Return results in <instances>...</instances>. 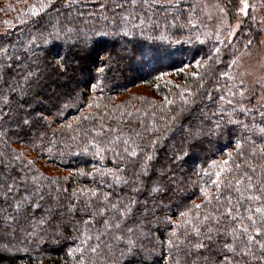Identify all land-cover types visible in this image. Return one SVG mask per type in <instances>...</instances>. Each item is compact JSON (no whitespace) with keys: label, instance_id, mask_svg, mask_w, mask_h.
I'll use <instances>...</instances> for the list:
<instances>
[{"label":"trees","instance_id":"trees-1","mask_svg":"<svg viewBox=\"0 0 264 264\" xmlns=\"http://www.w3.org/2000/svg\"><path fill=\"white\" fill-rule=\"evenodd\" d=\"M190 4L39 0L0 34V177L17 197L25 172L44 189L17 212L0 188V264H264V102L231 96L233 47L208 40Z\"/></svg>","mask_w":264,"mask_h":264},{"label":"rangeland","instance_id":"rangeland-1","mask_svg":"<svg viewBox=\"0 0 264 264\" xmlns=\"http://www.w3.org/2000/svg\"><path fill=\"white\" fill-rule=\"evenodd\" d=\"M34 1L39 0H0V9H3V13H0V34L8 32V29L12 28L17 21H22L21 11ZM233 1L236 4L231 7L228 0H190V16L194 21L201 23L208 35V40H218L216 45L223 42L224 45L233 47L232 53L235 58L230 64V75H227L231 82V92L233 91L231 96L236 97L244 108H248L254 101L264 102V0H248L252 7L247 18L237 7L240 0ZM222 9L227 11L226 17L223 16ZM222 19L225 23L221 22ZM226 25H231L234 35H229ZM252 27H255L256 34L259 27L263 38L256 39L255 34V40H251V45H248L249 40L244 47L235 45L236 36L240 33L250 35ZM204 44L207 43L204 41ZM196 65H198V59L195 61ZM195 70L198 71L196 68ZM186 71L192 72L190 69Z\"/></svg>","mask_w":264,"mask_h":264},{"label":"snow or ice","instance_id":"snow-or-ice-1","mask_svg":"<svg viewBox=\"0 0 264 264\" xmlns=\"http://www.w3.org/2000/svg\"><path fill=\"white\" fill-rule=\"evenodd\" d=\"M74 2V0H68V6L71 7V4ZM133 3H135V0H132ZM237 7L239 8V11L241 13H243L245 16H248L249 15V12L251 10V5L248 3V0H240L239 4L237 5ZM222 13H223V16L226 17L227 16V11L222 9L221 10ZM127 19V18H125ZM222 23H225V21L222 19L221 21ZM229 29V35H234V31L232 30V27L231 25H226ZM54 27V31L53 32H50L49 33V36L52 37V39H58L59 38V31L60 30H55V26ZM62 31H65V32H72L73 29H70V28H64V29H61ZM100 35H107V33H99ZM127 35V33H125ZM48 38L45 37V42H47ZM81 43L87 47L88 44H89V39L87 37H85ZM252 44V41L249 40L248 41V45H251ZM216 52L218 53L219 52V49H216ZM53 56L55 57L56 54L53 53ZM99 71L101 73H103L105 71V69L103 67L99 68ZM240 95H243V93H240ZM223 99V97L221 98ZM171 103V102H169ZM229 103H232L231 100H229ZM243 110V109H242ZM40 120H46V117H43L41 116L40 117ZM35 121H30L28 119H23L22 121H20V124L21 126H34L35 125ZM261 131H264V129H262ZM53 135H55V133H53ZM41 137H37V139H40ZM36 147H40L39 145H36ZM237 147H241V145H237ZM131 155L132 156H136L137 153L135 151H132L131 152ZM15 160L17 161H22L23 160V157L21 155H16L14 157ZM147 159L151 160L152 157L151 156H148ZM33 164L32 161H27V165L28 166H31ZM22 172H24V169L22 168L21 169ZM18 176H20V173H17ZM31 182V187H29V183ZM49 183H55L54 181H49ZM213 183L215 185H217V187H220L221 186V180H220V173H217V179L213 181ZM239 183V181H238ZM19 184L25 189L26 191V195L24 196H19L17 197L15 195V193L18 192V187H17V181L15 179H13V177L11 175H7L6 177H0V188H2V190L4 191V193L6 194V196H11L12 197V206L13 208L17 211V212H21V211H25V210H28L30 211L31 210V206H36V207H39L40 205L37 203V197H39V199H43L44 197V189H43V185H42V182L40 179H38L37 177L35 176H32V177H28L26 172L23 176H20V180H19ZM224 187H233V185H231V183L229 184H225L223 185ZM162 189L159 188V187H155L152 189V191L154 192H159L161 191ZM237 191H240L239 188L236 189ZM205 195L206 196H209V193L208 192H205ZM212 197L209 198L208 200V203L210 204L212 202ZM215 199L217 200V202L219 203V198L218 197H215ZM230 200V198H228ZM251 199H258V197H251ZM205 207L207 205H204ZM196 208H200L201 205H196L195 206ZM131 211V208L130 207H125V210H124V213L122 214V217L123 216H126L129 212ZM226 211V214L228 216H231L232 215V212H233V209L230 208V207H227L225 209ZM257 212H260L261 209L260 208H257L256 209ZM185 217H187V213H184L183 214ZM205 220L208 219L207 216L204 217ZM249 219H251V217H249ZM187 223H191V221H187ZM116 228H120V224H115L114 225ZM181 227H186L185 224H182ZM195 231L197 232V234L199 235V228H197L195 225H193ZM135 231L134 229L132 228H127L126 229V233H133L135 234ZM209 231H211L209 229ZM245 231H247V229H245ZM259 234V233H258ZM176 233H173L172 236L175 237ZM90 238V237H89ZM210 238V237H209ZM117 239H121V237H117ZM249 239H253L252 237H249ZM163 241H157L156 244L154 246H162L163 245ZM167 246L169 248H172L174 246H176V242L174 239L172 238H169L167 240ZM197 247H203V244H198ZM227 247V245H226ZM261 247H264V245H261ZM81 252H83V249H80ZM92 251H96L95 248L92 249ZM228 251L230 252H233L235 251L234 248L232 247H228ZM122 255H125L129 258H136L138 256H140V252L138 251V245H137V242L134 241L132 239L131 236H128L127 238V241H126V251L125 252H122L121 253ZM149 255H151V252L148 253ZM147 260V257H142L140 256L139 260L136 261V264H145Z\"/></svg>","mask_w":264,"mask_h":264}]
</instances>
